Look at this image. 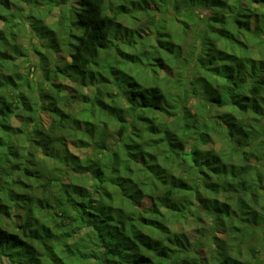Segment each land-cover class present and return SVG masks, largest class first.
I'll return each mask as SVG.
<instances>
[{
  "label": "trees",
  "instance_id": "1",
  "mask_svg": "<svg viewBox=\"0 0 264 264\" xmlns=\"http://www.w3.org/2000/svg\"><path fill=\"white\" fill-rule=\"evenodd\" d=\"M245 231L264 264V0H0V264H251Z\"/></svg>",
  "mask_w": 264,
  "mask_h": 264
},
{
  "label": "rangeland",
  "instance_id": "2",
  "mask_svg": "<svg viewBox=\"0 0 264 264\" xmlns=\"http://www.w3.org/2000/svg\"><path fill=\"white\" fill-rule=\"evenodd\" d=\"M26 43H27V41L24 42L25 46H27ZM31 52H30V55L29 56H32L33 57L34 53L33 52L31 53ZM59 55H65V58L66 59H69V57L66 54H64L63 52H58L56 54V56H59ZM31 71L33 72L32 75H31V78H34V80H35L34 83H36L37 80H38V78H39V76H40V73L41 72L39 70L34 71L32 69H31ZM218 145L219 144L217 142H215V143H208V144H199L195 138H191V139L188 140V142H187V144L185 146V149L186 150H189V149H197V151L200 152L201 150L203 151L205 149H209V148H212V147H217ZM179 170H181V169H179ZM234 186L237 189H240L242 187V184H235ZM207 224H209V220H208ZM184 228L189 233L192 234V238L193 239L196 237L195 236L196 235V230L193 227V225L184 226ZM216 233H217V235L219 237H224L223 232L216 231ZM242 239H243L242 248H245V250H243V252H242L244 254V256H243L244 262H248V263H251V264H255L256 263V259L259 258V257L260 258L262 257V255L260 254V250H261L260 249L261 248V246H260L261 240L257 237V235H252L248 231H245L243 233ZM251 246H253L252 247V249H253L252 250L253 251L252 252V255H250L251 252L249 250H247ZM204 254H205V251H202V255H204Z\"/></svg>",
  "mask_w": 264,
  "mask_h": 264
}]
</instances>
